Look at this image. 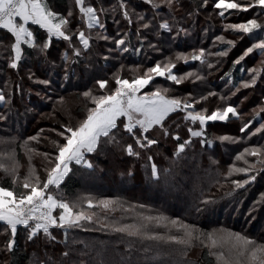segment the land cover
I'll return each mask as SVG.
<instances>
[{"label": "trees", "instance_id": "16d2710c", "mask_svg": "<svg viewBox=\"0 0 264 264\" xmlns=\"http://www.w3.org/2000/svg\"><path fill=\"white\" fill-rule=\"evenodd\" d=\"M123 2L124 8L120 7L121 0H85V5L97 8L105 26L88 29L73 0H47L49 7L55 6L62 14L72 9L68 17L73 21L71 32L84 31L90 36V48L83 49L75 35L71 45L54 37L47 52L22 45V59L15 69L9 66L14 55L10 47L14 37L0 29V91L5 94V102H0V116L4 117L0 119V164L8 161L19 164L16 185L12 183L11 172L0 168V187L17 194L27 191L22 188V181L29 166L36 170L41 182H45V169L54 165L58 154L53 141L66 143L58 133L66 127H78L88 109L94 106L83 92L91 89L94 95L107 94L116 87L115 74L131 80L168 58L176 63L175 74L183 76L191 72L201 79L194 75L175 84L166 78L154 77L146 91H155L156 83L171 85L167 86L168 96L189 101H200L201 96L214 92L216 95L200 101L196 110L207 108L210 113L217 107L231 104L237 108L239 118L209 122L204 137H191L188 129H198V125L185 120V113L178 110L165 122L169 136H163L159 127L144 134L158 140L156 145L147 148L135 145L139 133L126 132L118 122L113 135L119 144L102 138V145L96 152L85 153L92 167L72 162L71 171L60 184L69 199L77 198L78 206L94 213L93 221H84L78 228L50 229L51 236L41 231L33 240H28V230L24 226H18L11 250L5 248L10 234L0 222V264H217L210 254L217 249H209L207 233L239 232L264 244V166L257 164L258 171L251 173L256 180L239 189L232 180L248 177L243 173L227 175L232 164L245 166L243 161L236 160L244 148H264V132H256V128L264 124V112L260 111L264 109V53L254 51L236 63L248 47L264 38V32L249 36L225 30L227 24L243 23L252 18L264 25V13L259 8L247 13L229 10L222 18L214 8L215 0H208L207 5L203 0H173L171 8L162 3L155 8L147 0ZM154 2L159 3V0ZM124 11L129 12L131 23L124 17ZM138 16L144 19L139 20ZM163 20L169 24L170 31L160 27ZM144 24L149 26L144 28ZM29 27L37 44L41 45L47 33L38 25L30 24ZM102 35L109 39H100ZM217 36L234 41V46L217 41ZM116 39H125V45L117 48ZM76 47L82 49L78 58L74 55ZM201 48L206 53L226 51L227 55H208L204 64L193 60L175 61L177 53L189 55ZM65 52L69 57L67 61ZM251 68L261 69V74L257 84L246 89L241 82L251 78L252 74L247 71ZM66 69L70 73L68 79H65ZM45 79L51 81L49 86L37 83ZM100 79L109 81L104 91L96 84ZM222 96L224 101L220 99ZM63 112H70L69 120L63 117ZM79 113L81 117L77 116ZM245 123L249 128L241 132ZM41 129L44 131L38 142L28 141V137ZM176 135L179 141L174 139ZM221 136L234 139L220 140ZM186 140L191 143L177 155L178 144ZM202 140L210 143H202ZM25 142L27 148L36 151L27 152ZM128 144H133L140 155L128 156L123 151ZM43 153L49 154L47 159ZM247 159L250 164L256 163V157L248 156ZM152 163L158 167V179L151 177ZM107 197L117 201L114 209H89V199L95 205ZM205 201L212 203L205 204ZM147 216L166 218L159 226L150 224V234L182 235L169 223L177 220L205 235L193 241L192 246L185 247L113 230L137 224L141 217ZM222 251L227 255V245Z\"/></svg>", "mask_w": 264, "mask_h": 264}, {"label": "snow or ice", "instance_id": "6c2138e0", "mask_svg": "<svg viewBox=\"0 0 264 264\" xmlns=\"http://www.w3.org/2000/svg\"><path fill=\"white\" fill-rule=\"evenodd\" d=\"M203 2L204 5H207L208 0H203ZM147 3L155 8H158L160 3L166 4L171 8L173 0H159V3H155L154 0H147ZM75 4L78 6L79 12L82 14V18L86 22L88 29L96 26H99L101 29L105 27L99 19L96 8L90 5L86 6L85 0H75ZM120 7H126L123 0H121ZM214 8L219 10L218 14L222 18L229 10L247 13L249 10L259 8L260 12L264 13V0H215ZM71 15L72 13L69 12L68 17ZM123 15L131 23L129 12L124 11ZM68 17L53 11L49 7L47 0H0V29L7 30L14 37V42L10 45L11 52L14 55L11 57L9 66L13 69L18 67L23 55L22 45H27L29 48L39 47L42 52H47L54 37L67 41L71 45L75 35V38L78 39L82 48L89 49L91 37L87 36L84 31L73 34L69 27L70 20ZM138 19L143 20L144 17L138 16ZM30 24L38 25L40 29L45 30L47 33V39L41 45L37 44L33 31L30 30ZM148 26V24L143 25L144 28ZM160 27L168 29L169 31L171 30L167 22L162 23ZM225 30L251 36L257 32H264V25L259 23L257 19L252 18L243 23L227 24L225 25ZM99 38L104 40L109 39L108 36L103 35ZM216 40L224 42L228 46H234L235 44L232 40L225 41L224 36H217ZM114 43L117 48H120L125 45L126 41L125 39H116ZM123 50L127 51V48ZM81 51V48L76 47L74 49L75 57H80ZM254 51L264 53V38L259 39L257 43H253L248 47L236 63L239 64L240 61L244 60L245 57ZM208 55L225 56L227 52L206 53L205 49L201 48L194 50L189 55L177 53L175 61L183 60L187 62L188 60H193L200 61L204 64L206 63V56ZM64 59L65 61L69 59L67 52L64 53ZM175 67L176 63L173 59L168 58L163 64L157 62L155 66L148 68L143 75H137L131 80L124 79L120 75L115 74L116 87L114 91L108 94L94 95L91 89L83 92L82 95L89 99L94 104V107L88 109L86 119L78 127H66L64 131L58 133L59 136L66 140V143L60 144L53 141L58 154L55 156L54 165L45 169L47 180L42 183L36 170L29 166L28 174L22 181V188L27 191L17 194L9 188L0 187V222H2L5 232L10 234V238L5 244L7 250L13 249L15 245L18 226H24L28 230V240H33L41 231L45 235L51 236L50 229L78 228L83 226L82 222L84 221H93L94 213H89L78 205H70L63 200L57 199L48 190L50 186H60L61 182L71 171L69 165L72 161H75L77 164L85 163L87 167L91 168V163L85 160V153L96 152L102 145V138L113 144H119V141L113 135L114 130L118 128V121L123 124L126 132L140 134L134 141L135 145H139L140 148H147L156 145L158 140L150 139L148 135L144 134L149 133L151 129L159 127L163 136H169L170 132L165 127V122L170 114L178 110L185 113L183 117L185 120L198 125V129H188L191 137H204L205 126L209 122H226L230 118H239L237 108L231 104H227L224 107H217L210 113L207 108H202L199 111L196 110L195 106L200 101H206L209 97L215 96L216 93L214 92H209L207 96H201L200 101H189L188 99L170 97L167 95L169 91L167 88H157L150 93L140 94L141 89L149 85L154 77H165L175 84H181L183 80L191 78L194 75L196 79H201L199 75L191 72L185 73L183 76H177L173 72ZM208 67L211 68L212 65L208 64ZM247 71L252 74L251 79L241 82V86L246 89L255 86L261 74V69L259 68H251L247 69ZM69 74V70L66 69L65 79L69 78ZM37 83L49 86L51 81L45 79L38 80ZM96 84L101 91H104L107 89L109 81L100 79L96 81ZM220 99L224 101L225 97L222 96ZM61 100H63L62 97ZM0 102H5V94L3 91H0ZM260 111L264 112V109ZM122 117L126 118V122L121 120ZM0 119H4V117L0 116ZM248 128L249 124L245 123L240 128V131L244 132ZM43 131L41 129L36 135L28 137V141L38 142ZM256 132H264V124L256 128ZM174 139L179 141V135H176ZM219 139L230 140L234 138L221 136ZM201 142L210 143V141L205 140ZM190 143L191 140L179 143L176 154L183 153L186 146ZM25 147L29 153L36 151L34 148H27V142H25ZM123 151L130 157L140 155L134 149L133 144H128L123 148ZM42 155L46 159L49 156L48 153H43ZM248 156L256 157V163L250 164L247 159ZM148 159L152 160V157ZM29 160H31V155H29ZM236 160L243 161L245 166L238 167L236 164H232L228 169L227 175L231 176L233 173H243L248 177L244 180H232L235 188L239 189L256 180V176L251 173L258 171L257 164L264 166V148H244L236 156ZM18 167L19 164L15 161L11 168L0 164V168L6 173L11 172L13 175V185H16L18 181ZM151 177L157 179L159 177L158 167L155 163L151 164ZM262 199H264V194H262ZM87 203L89 209L100 207L108 211L115 208L117 201L105 199L94 205L92 200L89 199ZM204 203L209 204L212 201H205ZM57 210H59V214L54 215ZM165 220V217H141V221L137 224L122 225L114 227L113 230L127 233L128 236H136L154 241H166L185 247L192 246L193 241L199 240L202 235H205L197 232L193 226L180 223L177 220H171L169 223L177 227V230L182 235L162 236L159 234H150V224L155 223L159 226ZM107 226L105 225V227ZM164 226L167 227V224ZM206 238L209 241V249H222L225 245L228 247L227 255L222 250L210 252L215 257L217 264H264V244H258L246 235L228 231L222 232L220 235L207 233Z\"/></svg>", "mask_w": 264, "mask_h": 264}, {"label": "rangeland", "instance_id": "374dc122", "mask_svg": "<svg viewBox=\"0 0 264 264\" xmlns=\"http://www.w3.org/2000/svg\"><path fill=\"white\" fill-rule=\"evenodd\" d=\"M73 4L74 5H76L75 4V0H73ZM86 6H89V5H86ZM90 6H92V7H94L93 5H90ZM78 7V6H77ZM50 8L53 10V11H55V12H57V13H59L60 15H62V16H65V17H68V13L69 12H71L72 11V9H70L69 11H67V13H61V11H58L57 10V8L55 7V6H50ZM95 8V7H94ZM97 9V8H96ZM98 13V12H97ZM99 16V15H98ZM69 19V18H68ZM99 19H100V16H99ZM72 22L73 21H70V25H69V27H70V29H71V26L73 25L72 24ZM81 23H85L86 24V22L84 21V19H83V22L82 21H80ZM164 22H166V21H164L163 20V23ZM80 24V23H79ZM96 27H99V26H96ZM30 30H31V28H30ZM38 64V63H37ZM174 72V71H173ZM175 74V73H174ZM177 76H180L179 74H176ZM33 77V76H32ZM122 78L124 77V76H121ZM130 78V77H129ZM129 78H124V79H129ZM163 78H165V77H163ZM251 78H249L248 80H250ZM130 80V79H129ZM161 82V81H160ZM150 84H152V82L150 83ZM116 86V85H115ZM148 86V85H147ZM166 86V87H165ZM167 86H171V85H163V84H157L156 83V85H155V88H161V89H164V88H167ZM156 90V89H155ZM169 90V89H168ZM170 90H174L173 88H171ZM112 91H114V90H112ZM110 92H111V90H110ZM109 93V92H108ZM107 93V94H108ZM144 93H149L148 91H146V86H145V88H143V89H141V92H140V94H144ZM94 107V106H93ZM81 113H79L77 116L78 117H81V115H80ZM67 117L66 118V120L68 119H70V112L68 113V112H63V117ZM84 119H86V117H84ZM124 120H125V122H126V118H124ZM119 122V121H118ZM12 156H13V154H12ZM87 162H88V160L87 159H85ZM72 162H75V161H72ZM72 162L70 163V165H69V167H70V169H71V167H72ZM5 165H7V167H9L10 168V166H12V163L10 162V161H8L7 162V164H5ZM69 174V173H68ZM67 177V176H66ZM65 177V178H66ZM64 178V179H65ZM46 180H47V177H46ZM45 180V181H46ZM63 182V181H62ZM52 195H54L57 199H60V200H63V201H65V202H67V203H69L70 205H78V203H79V201H78V199L77 198H73V199H69L68 197H67V195H65L64 193H63V191L60 189V186L59 187H56V186H50V189L48 190ZM78 197H80V195H78ZM81 198V197H80ZM105 199H110V198H102L101 200H105ZM111 200V199H110ZM93 202V201H92ZM88 204V203H87ZM59 214V210H57L55 213H54V215H58ZM2 247H3V245H2ZM225 248V246L222 248V249H217V251H221V250H223Z\"/></svg>", "mask_w": 264, "mask_h": 264}]
</instances>
